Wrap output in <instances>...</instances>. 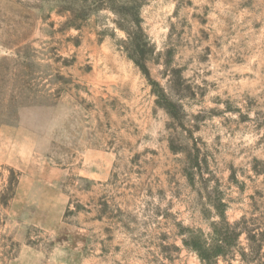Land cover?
<instances>
[{"label": "rangeland", "instance_id": "obj_1", "mask_svg": "<svg viewBox=\"0 0 264 264\" xmlns=\"http://www.w3.org/2000/svg\"><path fill=\"white\" fill-rule=\"evenodd\" d=\"M0 264H264V0H0Z\"/></svg>", "mask_w": 264, "mask_h": 264}]
</instances>
